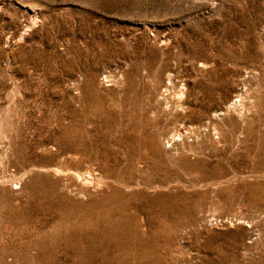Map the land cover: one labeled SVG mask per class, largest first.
<instances>
[{"label": "rangeland", "instance_id": "374dc122", "mask_svg": "<svg viewBox=\"0 0 264 264\" xmlns=\"http://www.w3.org/2000/svg\"><path fill=\"white\" fill-rule=\"evenodd\" d=\"M0 264H264V0H0Z\"/></svg>", "mask_w": 264, "mask_h": 264}, {"label": "bare ground", "instance_id": "6f19581e", "mask_svg": "<svg viewBox=\"0 0 264 264\" xmlns=\"http://www.w3.org/2000/svg\"><path fill=\"white\" fill-rule=\"evenodd\" d=\"M219 84V83H218ZM166 91H167V89H166ZM213 89L212 88H210L208 91H207V93H209V94H211V93H213ZM206 95V94H205Z\"/></svg>", "mask_w": 264, "mask_h": 264}]
</instances>
